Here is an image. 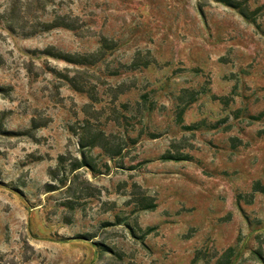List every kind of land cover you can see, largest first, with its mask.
Returning a JSON list of instances; mask_svg holds the SVG:
<instances>
[{"label": "rangeland", "instance_id": "rangeland-1", "mask_svg": "<svg viewBox=\"0 0 264 264\" xmlns=\"http://www.w3.org/2000/svg\"><path fill=\"white\" fill-rule=\"evenodd\" d=\"M0 264H264V0H0Z\"/></svg>", "mask_w": 264, "mask_h": 264}]
</instances>
